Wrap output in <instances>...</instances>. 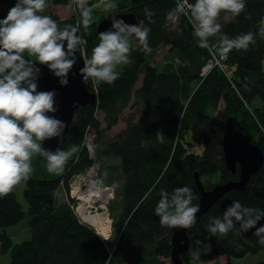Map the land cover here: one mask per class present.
Wrapping results in <instances>:
<instances>
[{
  "label": "trees",
  "instance_id": "16d2710c",
  "mask_svg": "<svg viewBox=\"0 0 264 264\" xmlns=\"http://www.w3.org/2000/svg\"><path fill=\"white\" fill-rule=\"evenodd\" d=\"M95 1L88 0V6L93 9L91 27L86 32L81 25L79 32L86 61L98 43L97 21L114 12L132 11L139 23L151 28L150 47L168 45V54L161 68H157L146 61V53L140 46L133 48V62L124 67L118 80L111 85L95 83L97 103L74 110L66 140L58 148L67 150L77 145L80 150L64 170L54 178L44 174L31 176L23 190L26 208L17 201L15 188L0 198V256L9 254L5 264H167L171 254V229L162 226L154 212L160 191L171 192L176 187L189 186L197 196L193 203L198 204L200 195L195 172L199 173L206 189L215 183L208 179L203 182V177L217 175L216 183L239 178L238 167L232 173L223 160L225 117H232L235 128L264 152V38L257 35L255 43L246 51L229 52L222 62L223 69L214 66L201 75L212 53H222L197 46L189 17L182 16L175 27L167 21L166 14L175 7L176 0H115V9L109 12L96 6ZM15 2L0 0V4L7 3L0 11V19ZM51 2L73 3V0ZM145 8L155 12L151 24L145 16ZM50 16L61 26H76L81 20L76 5L75 12L68 18ZM223 16L229 18L220 21ZM218 20L229 36L258 32L264 27V0H246V8L238 17L222 12ZM177 57L180 64L175 63ZM138 81L141 82L136 87ZM87 87L93 91L91 86ZM254 100L262 103L251 107ZM220 104L223 105L222 117L216 118L209 111H215ZM126 108L130 112L124 118L125 127L98 149L105 131L117 124ZM97 111L103 115L104 126L95 115ZM158 130L166 136L164 143L155 138ZM87 134H93L91 144L97 157L120 160L123 181L117 193L120 197L118 211L113 213L112 208L111 213L113 239H104L81 221L70 207V199H57L58 187L63 184L68 196L70 179L93 162L86 147ZM194 146L200 151L192 150ZM233 201L264 210V162L244 189L227 192L197 217L196 224L188 230L189 247L181 255L182 264L208 262L216 255L225 256L224 264H231L233 258L257 254L264 249L253 234L255 229H251L239 235L235 232L223 237L217 234L208 241L209 253L202 254L198 261L190 256V251L197 247L195 242L208 237L207 225L211 218L222 217ZM23 219H26L30 236L14 243L6 228ZM260 224H264V219L257 226ZM254 264H264V260Z\"/></svg>",
  "mask_w": 264,
  "mask_h": 264
},
{
  "label": "clouds",
  "instance_id": "9594fccd",
  "mask_svg": "<svg viewBox=\"0 0 264 264\" xmlns=\"http://www.w3.org/2000/svg\"><path fill=\"white\" fill-rule=\"evenodd\" d=\"M73 3L81 16L76 26H61L50 15L42 14L48 6L47 0H16L7 15L0 19V198L31 178L34 157L46 160L47 170L59 174L80 150L77 145L67 150L42 147L46 140L56 138L59 141L66 124L48 115L58 109L55 90L38 91L37 83L41 75L37 65H45L60 85L69 83L68 76L77 63L81 46V25L87 32L93 23V9L88 6V0H73ZM115 7L107 3L104 11H112ZM245 8L246 0H178L167 12L166 19L175 24L182 16L189 17L197 46L216 49L226 57L234 49L246 51L255 43L257 35L264 38V27L255 33L249 31L236 36L223 32L222 24L217 22L221 13H230L236 18ZM145 16L149 24L154 22V11L145 8ZM117 17H107L111 27L98 33V43L79 69L84 79L91 78L97 85L101 82L111 85L120 78L124 67L133 62V42L145 53L152 50L148 25L128 24ZM26 53L34 59L27 58ZM175 63H181L178 57ZM155 138L164 143L166 136L158 130ZM196 199L192 188L186 185L171 192L161 190L154 212L164 227L189 229L196 224V214L200 210L199 205L193 203ZM262 219L264 210L233 201L222 217L211 218L207 225L208 237L195 242L197 247L190 251V256L198 261L202 254L211 251L208 242L211 237L217 234L223 237L229 232L239 235L255 229L253 234L259 238L258 243L264 245V224L257 226Z\"/></svg>",
  "mask_w": 264,
  "mask_h": 264
},
{
  "label": "water",
  "instance_id": "95a60500",
  "mask_svg": "<svg viewBox=\"0 0 264 264\" xmlns=\"http://www.w3.org/2000/svg\"><path fill=\"white\" fill-rule=\"evenodd\" d=\"M116 15L117 18H122L128 24L139 23L138 18L132 11L124 13H109L99 19L96 24V31L99 33L111 27L110 20L107 17ZM86 63L83 52L80 50L77 53V63L69 73L67 86H62L45 65H38L41 69L40 79L38 83V91L55 90L57 112L49 113L58 119H61L66 124L63 137L58 141L56 138L46 140L42 147L49 150H55L60 143L65 142L66 134L73 119L74 110L85 105H94L97 103V95L95 91L88 89L83 81V75L79 72ZM223 160L226 168L234 173L238 167L239 178L235 181H227L225 183H216L210 189H206L200 178L199 173H194V180L199 191V212L198 216L207 212L214 204L223 197L227 192L236 189H244L251 175L261 168L264 162V152L255 143L250 141L246 134L236 129L232 117L225 120V129L222 135ZM157 219L159 217L155 215ZM170 245L171 264H182L181 255L189 247L188 230L180 228H170Z\"/></svg>",
  "mask_w": 264,
  "mask_h": 264
},
{
  "label": "rangeland",
  "instance_id": "374dc122",
  "mask_svg": "<svg viewBox=\"0 0 264 264\" xmlns=\"http://www.w3.org/2000/svg\"><path fill=\"white\" fill-rule=\"evenodd\" d=\"M107 3H112L115 4V0H105V2L103 4L98 3V0L95 1V5L99 6V7H104L105 4ZM47 8L45 10L44 13L42 14H46V15H50V14H54L56 15L59 19H65L70 17L74 12H75V4H73L72 2H66V3H62V4H53L51 2V0H47ZM7 7V3H1L0 4V11L4 10ZM229 18V16H223L221 20L226 21ZM219 21V20H218ZM217 21V22H218ZM178 22L174 24V27L177 26ZM133 48H137L139 47V45L135 42H133L132 45ZM151 52L150 53H146V61L150 64H153L155 67L157 68H161V66L163 65V61L165 60L166 55L168 54V49L169 46L168 45H159L158 47L155 48H151ZM83 51V50H82ZM27 58L29 59H34L33 57H29L27 55V53L25 54ZM83 55L85 57L84 51H83ZM207 63V61H206ZM205 63V64H206ZM204 64V65H205ZM262 65L264 67V56L262 58ZM141 81H138L136 83V87L140 85ZM262 101L260 100H254V102L251 103V107H254L255 105H259L261 104ZM222 108L223 105L220 104V106L214 111L210 110V114L216 118H221L222 117ZM130 112L129 108H126L120 118L119 121L117 122L116 125H114L111 129L105 131L104 136L101 139V142L99 144V148L98 149H102L110 140H112V138L114 137V135L119 132L121 129H123L125 127V122H124V118L126 117V115ZM96 117L101 121L102 126H104V122L102 121V113L97 111L96 112ZM228 117H225V120ZM93 138V134H87L86 135V147L88 149V153L91 154V149L92 141ZM189 140V137H186ZM192 150H195L196 152L200 151V148L198 146H194L192 147ZM92 155H93V159L94 161H97L99 163V167H100V172H99V182H101L104 185H108L111 186L113 189V194L112 197L109 199L106 208H103V210H105L108 214V217L111 220V224H110V233L109 236L107 238H112L113 239V228H112V208H113V213H117V209L119 207V200L120 197L117 196V193L120 190L122 181H123V176H122V172H121V168L119 165L120 160L116 157H97L96 151L95 149L92 150ZM47 161L46 160H42L39 159L38 157H34L33 158V167H34V172L32 174V176H37L38 174H44L48 177L54 178L57 175L54 173H50L47 170ZM206 179H208L210 181V183H215L217 182L218 176L217 175H213L210 178H202V181L204 182ZM25 188V182H22L21 184H19L18 186L15 187V196L16 199L19 203H21L23 205L24 208H26L27 204L24 201L23 198V190ZM68 194V192H67ZM57 199L59 201L64 200V201H69V195L67 196L65 193V186L63 184H61L58 187L57 190ZM70 202V201H69ZM79 204V202H77ZM92 211H94V209H92ZM81 221H83L82 219H80ZM85 222V221H83ZM87 223V222H85ZM88 225H90L89 223H87ZM92 228H94L92 225H90ZM95 230V229H94ZM6 232L11 236L12 241L15 242H19L22 239L28 238L30 236V231L27 227L26 224V219L20 220L17 224L9 226L6 228ZM97 233V232H96ZM104 238V239H107ZM9 260V254H3L0 256V264H5L7 261ZM260 260H264V249L260 252H258L257 254H248L242 258H233L230 262L231 264H254ZM167 264H171L170 258L167 259ZM226 262V257L223 255H217V256H213V258L211 260H209L208 262H204V263H200V264H224Z\"/></svg>",
  "mask_w": 264,
  "mask_h": 264
},
{
  "label": "built area",
  "instance_id": "2783aa9c",
  "mask_svg": "<svg viewBox=\"0 0 264 264\" xmlns=\"http://www.w3.org/2000/svg\"><path fill=\"white\" fill-rule=\"evenodd\" d=\"M176 1L178 2V0ZM104 2L105 0H98V3L103 4ZM189 2H194V0H189ZM225 58L226 57L224 54L215 55L212 53L211 57L207 60V63L202 67L201 75H205L214 66H218L222 68V62L225 60ZM83 81L86 84V86L87 85L91 86L93 91H95V83L93 79L83 78ZM95 94H96V91H95ZM92 150L93 148L90 150L91 154L89 155V157L93 160L91 165L87 169H85L83 172L75 174L69 181L70 189L68 190V195L70 198V207L72 208V210L74 211V213L79 219H82L81 215L86 213V208H83L81 211L79 210V204H80V199L78 198L79 193H86L87 190L91 186H100L101 188H104V190L107 193V200L105 202L106 204L108 203L109 199L112 197V194H113V189L111 186L104 185L98 181L100 167H99V163L97 161H94L93 159ZM71 200H73V202ZM77 202H79V204ZM92 209L93 208H90L91 212H92Z\"/></svg>",
  "mask_w": 264,
  "mask_h": 264
},
{
  "label": "bare ground",
  "instance_id": "6f19581e",
  "mask_svg": "<svg viewBox=\"0 0 264 264\" xmlns=\"http://www.w3.org/2000/svg\"><path fill=\"white\" fill-rule=\"evenodd\" d=\"M67 189H70V184H67ZM80 199L79 210L86 208V213L81 215V218L92 225L95 231L104 238H107L110 233L111 220L103 208H106L107 193L100 186H91L86 193H79ZM93 208L94 211H90Z\"/></svg>",
  "mask_w": 264,
  "mask_h": 264
},
{
  "label": "crops",
  "instance_id": "0c3cea01",
  "mask_svg": "<svg viewBox=\"0 0 264 264\" xmlns=\"http://www.w3.org/2000/svg\"><path fill=\"white\" fill-rule=\"evenodd\" d=\"M217 256V255H216Z\"/></svg>",
  "mask_w": 264,
  "mask_h": 264
}]
</instances>
